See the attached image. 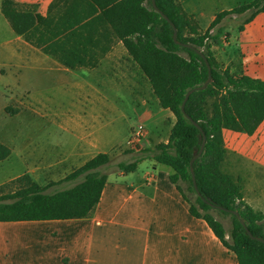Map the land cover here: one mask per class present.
I'll return each mask as SVG.
<instances>
[{
  "label": "trees",
  "instance_id": "16d2710c",
  "mask_svg": "<svg viewBox=\"0 0 264 264\" xmlns=\"http://www.w3.org/2000/svg\"><path fill=\"white\" fill-rule=\"evenodd\" d=\"M155 2L174 22L180 43L174 39L170 21L154 8L152 0L150 8L145 0H89L93 10L69 24L71 29L76 24L80 28L86 27L87 22H82L99 9L98 18L108 21L115 34L123 40L128 53L150 83L158 104L175 115L167 142H160L154 148L146 147L134 160L120 161L117 166L124 172L135 171L145 158L170 166L173 169L170 179L190 204L191 214L207 221L221 241L235 252L239 264H264V242L250 237L237 215L229 210H236L253 235L263 238L264 214L245 202L240 179L235 180L221 168L225 156L223 130L252 132L264 119V80L246 74L234 75L223 69L217 63L212 45L206 42L210 30L224 18L250 12L239 26L242 30L244 24L264 12V0H250L219 12L202 35H198L197 19L187 13L177 0ZM2 12L13 29L25 31L27 37L46 20L38 12L35 14L37 24L29 28L34 17L18 7L14 0H3ZM212 38L216 43L219 34ZM182 43H190L193 47ZM195 48L202 50L209 60L212 81L206 88L196 90L188 97L184 112L182 103L187 91L203 84L209 75L204 57ZM7 110L10 108L7 107ZM186 114L197 121L206 134L203 152L193 163L202 196L194 187L190 162L195 151L201 147L203 135ZM11 154V147L0 141V162ZM110 162L109 153L96 154L65 177L66 180L83 177L80 182L53 192H48V185L40 184L29 173L12 179L10 183L16 185L15 189L5 190L10 183L0 187V221L88 216L100 202L108 178L102 167ZM203 197L229 210L216 208ZM216 209L233 215L234 225L229 233L212 212Z\"/></svg>",
  "mask_w": 264,
  "mask_h": 264
},
{
  "label": "crops",
  "instance_id": "0c3cea01",
  "mask_svg": "<svg viewBox=\"0 0 264 264\" xmlns=\"http://www.w3.org/2000/svg\"><path fill=\"white\" fill-rule=\"evenodd\" d=\"M14 1L45 17L68 11L77 20L93 10L89 0ZM177 1L201 27L209 26L219 12L237 6L231 0ZM99 16L98 9L82 22L91 23L86 33L88 52L75 57L90 61L92 72L104 74L121 90L128 86L131 91H141L143 86H151L123 40L115 36L112 25ZM96 18L99 20H93ZM239 26L233 28L227 44L212 45L214 54L231 74L264 80V12L244 24L242 30ZM78 27L76 24L75 28ZM41 43V48L47 49L46 54L55 60L49 53L56 42L50 39ZM9 50L11 59V45ZM118 76L121 81L116 79ZM103 85L97 83L93 90L103 91ZM145 102L143 99L141 107L132 105V108L154 125L158 118L144 108ZM159 107L158 114L169 116L172 127L173 115L169 109ZM223 136L222 170L240 179L245 202L264 214V119L252 132L225 128ZM168 138L161 141L153 130H147L145 144L154 148ZM115 145L102 150L95 142H88L81 154V165L100 152L109 153ZM238 164L251 172L237 168ZM172 172L170 166L145 158L135 171L118 169L108 173L100 202L88 216L0 221V264H239L235 252L221 241L207 221L191 214L190 204L170 179Z\"/></svg>",
  "mask_w": 264,
  "mask_h": 264
},
{
  "label": "rangeland",
  "instance_id": "374dc122",
  "mask_svg": "<svg viewBox=\"0 0 264 264\" xmlns=\"http://www.w3.org/2000/svg\"><path fill=\"white\" fill-rule=\"evenodd\" d=\"M0 1L2 11L3 0ZM231 1L235 5L248 2ZM145 3L151 7V0H145ZM16 4L32 14L34 18L29 28L34 27L37 22L32 7ZM2 14L0 139L11 147L12 154L0 162V187L24 173H29L40 184L48 185V192L75 185L83 177L70 180L65 177L81 165L84 146L91 141L102 150H109L112 144H116L109 152L111 162L102 167V171L108 174L118 170V162L134 160L147 147L145 141L137 147L128 144L132 130L139 124H143L148 131L153 130L161 141L168 138L171 118L164 113L158 114V100L149 84L141 91H131L128 86L121 90L113 86L111 79L108 80L104 74L100 76L92 72L90 61L75 57L88 52L89 36L86 33L91 23L83 28L71 29L69 24L73 17L70 12L49 13L38 29L31 31L27 37L25 31H15ZM249 14L227 16L210 30L207 44H214L212 36L215 34H219L218 43L227 44L233 28L243 24ZM198 27V35H202L210 25L201 27L199 24ZM185 34L190 35L187 31ZM50 39L56 42V45H51L52 53H49L55 60L46 54L47 49L41 48V42ZM10 45L13 50L11 59ZM217 63L224 69L220 61ZM59 64L70 68H60ZM81 65L84 67H78ZM116 79L121 81L119 76ZM97 83L105 84L103 91L93 90ZM106 87L108 90H105ZM143 99L146 101L144 108L158 118L153 121L154 125L132 108V105L141 107ZM171 114L175 121V115ZM236 167L250 171L242 164ZM15 186L10 183L5 190H13ZM212 212L229 233L234 225L233 215L219 209Z\"/></svg>",
  "mask_w": 264,
  "mask_h": 264
},
{
  "label": "water",
  "instance_id": "95a60500",
  "mask_svg": "<svg viewBox=\"0 0 264 264\" xmlns=\"http://www.w3.org/2000/svg\"><path fill=\"white\" fill-rule=\"evenodd\" d=\"M152 2H153V6H154V8H155L157 11H159V12L161 13V15H162L166 20L170 21V23H171V25H172V27H173V29H174V39H175V41H176L177 43H180V42L178 41V39H177V27L175 26L174 22H172V21L169 19V17H168L163 11H161V10L158 8V6L156 5L155 0H152ZM182 44H183L184 46H187V47H193V45H191L190 43H182ZM195 49H196V51H197L198 53H200V54L204 57V59H205V61H206V64H207V67H208V70H209V75H208V78L204 81L203 84H201V85H197V86H195V87H192V88H190V89L187 91V93H186V95H185V98H184V101H183V103H182V110H183L184 112H185V103H186L188 97H189L194 91L206 88V87L211 83V81H212L211 64H210L209 60L207 59V57L205 56V54L202 52V50H200V49H198V48H195ZM186 116H187L189 119H191L192 122H193L195 125L198 126V128L202 131V135H203V141H202L201 147H200V149H198V150L195 151L194 156L192 157L191 162H190V170H191V173H192V176H193L194 187H195V189H196L198 195L202 196L201 193H200V191H199V189H198V186H197L196 176H195V172H194L193 163H194V161H195V160H196V159L202 154V152H203L204 145H205V142H206V134H205L204 130L202 129L201 125H200L197 121L193 120L188 114H186ZM203 199H204L205 201H207L210 205H212V206H214V207H216V208L229 210V209H226V208H224V207H222V206H220V205H215V204H213L210 200H208V199H206V198H204V197H203ZM229 211H231V212H233L234 214L237 215L238 219H239L240 222L244 225V227H245L247 233L250 235V237H252V238H257L258 240L264 242V238H263V237H256V236L253 235V233L248 229V227H247V225H246V223H245V220L240 216V214H239L236 210H229Z\"/></svg>",
  "mask_w": 264,
  "mask_h": 264
},
{
  "label": "built area",
  "instance_id": "2783aa9c",
  "mask_svg": "<svg viewBox=\"0 0 264 264\" xmlns=\"http://www.w3.org/2000/svg\"><path fill=\"white\" fill-rule=\"evenodd\" d=\"M146 136H147L146 127L143 124L137 125V127H135L132 130L130 138L128 139L129 146L137 147L141 145L145 141Z\"/></svg>",
  "mask_w": 264,
  "mask_h": 264
}]
</instances>
